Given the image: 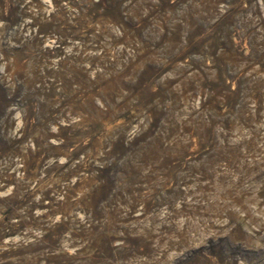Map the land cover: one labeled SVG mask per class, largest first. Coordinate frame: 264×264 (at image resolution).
I'll return each mask as SVG.
<instances>
[{
	"label": "rangeland",
	"instance_id": "1",
	"mask_svg": "<svg viewBox=\"0 0 264 264\" xmlns=\"http://www.w3.org/2000/svg\"><path fill=\"white\" fill-rule=\"evenodd\" d=\"M0 264H264V0H0Z\"/></svg>",
	"mask_w": 264,
	"mask_h": 264
}]
</instances>
